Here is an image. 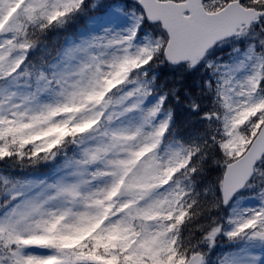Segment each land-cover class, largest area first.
I'll use <instances>...</instances> for the list:
<instances>
[{"label":"snow or ice","instance_id":"obj_1","mask_svg":"<svg viewBox=\"0 0 264 264\" xmlns=\"http://www.w3.org/2000/svg\"><path fill=\"white\" fill-rule=\"evenodd\" d=\"M97 7L0 0V264H264V0H132L34 58Z\"/></svg>","mask_w":264,"mask_h":264},{"label":"rangeland","instance_id":"obj_2","mask_svg":"<svg viewBox=\"0 0 264 264\" xmlns=\"http://www.w3.org/2000/svg\"><path fill=\"white\" fill-rule=\"evenodd\" d=\"M126 2H132V0H105V1L104 0H90V3H95V4L98 5V7H97L96 10H90V11H88L85 14L89 18V22L87 23L88 24V28L84 29V30L77 29V32L80 33L79 36L88 35L89 33L100 32L101 31V25L107 24L110 21L114 20L116 18V16L118 15V13L120 12V10L124 8V5H125ZM101 3L103 5V11L99 12V8H100ZM91 11L92 12L98 11V13L93 15V13ZM99 16H100V18H99ZM74 22L71 25H69L67 28L63 29V30H57L56 34L52 36L53 38L56 39V41H53V43L57 42V39L60 36H67V33L69 32L71 27L75 26ZM69 40L70 39L67 40V37H66L65 42H64L63 45L67 44ZM46 45H47V50H48V45L49 44H46ZM51 53H53V51ZM217 55L218 56H222L225 59H227V57H228V53L227 52H220V53H217ZM159 69H162V67L159 68ZM159 69H157V72L159 71ZM169 73L170 72H166L165 76L168 77ZM196 75L199 76V74H196ZM166 77H163L161 79V81L166 80ZM169 102H170V107L173 109L176 106V101L174 99H170ZM191 121H192V117L189 118V119H185L183 121V124L180 123V126L183 127V128H187L188 126L191 125ZM183 135H185V134H183ZM9 170H11V169L10 168L9 169L8 168H2L0 166V171H9ZM26 171L28 173H32V174H34L36 176H43L45 174H49L50 175L52 169L48 168V167H45V166H40V167H38L36 169H27ZM218 242H219V244L221 246L219 244H217L216 250L212 254V257H211L213 261H217L218 258L222 254H224L225 252L231 251V246H230V244H229V242L227 240L221 239V240H218L217 243ZM254 254L256 256H258V257L261 256V255H264L258 249L255 251Z\"/></svg>","mask_w":264,"mask_h":264},{"label":"trees","instance_id":"obj_3","mask_svg":"<svg viewBox=\"0 0 264 264\" xmlns=\"http://www.w3.org/2000/svg\"><path fill=\"white\" fill-rule=\"evenodd\" d=\"M128 3H131V2H128ZM102 6L103 5L101 3L100 7H102ZM92 13H93V15H95L96 13H98V11L92 12ZM85 14L82 15L80 18L85 17L86 16ZM79 19L77 18V20H75V21H78V25L80 24ZM55 34H56V31L50 33L48 38H47L46 44H49L47 52H45L43 50L37 51L36 54H35V57H34L35 59L38 60L42 56H46L48 52H52L53 51L52 54H55V50L57 48H59L61 45L64 44L65 39H66L67 36H60L57 39V42L53 43V41H56V39L52 37ZM67 40H68V37H67ZM166 72H170L168 77L165 76ZM157 74L159 76V83L161 85V90H163V91H167V88H171L173 86V84L175 83V81L177 79H179V76L178 75L174 76L173 71L170 68H168V67H162V69H159ZM163 77H166V80L161 81V79ZM198 80H199V76L196 75V74L195 75H191V76H186L184 78V80H183V84L182 85H178L179 87H181V96L183 97L185 89H193V91H195L193 86H194V84L196 82H198ZM165 84H167V88L163 87ZM168 106L170 107V102L169 101H168ZM173 110H174V113H175V124H176V127H177L178 134L187 135L191 131L192 125L188 126L187 128H183V127L180 126V123L183 124V121L185 119L191 118V114L188 112L187 107L185 105V102L183 100L181 101V103H177L176 102V106L173 108ZM0 166L2 168H8V169L10 168V166H6L5 164H3V162H0ZM48 168H50V167H48ZM217 244H219V242Z\"/></svg>","mask_w":264,"mask_h":264}]
</instances>
